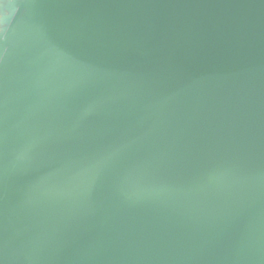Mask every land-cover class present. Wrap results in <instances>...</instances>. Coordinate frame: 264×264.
I'll use <instances>...</instances> for the list:
<instances>
[{
  "label": "water",
  "instance_id": "1",
  "mask_svg": "<svg viewBox=\"0 0 264 264\" xmlns=\"http://www.w3.org/2000/svg\"><path fill=\"white\" fill-rule=\"evenodd\" d=\"M0 264H264V0H0Z\"/></svg>",
  "mask_w": 264,
  "mask_h": 264
}]
</instances>
